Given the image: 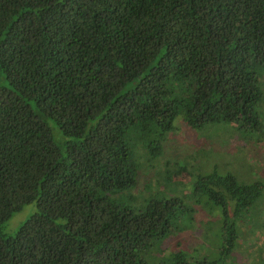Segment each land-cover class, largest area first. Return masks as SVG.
I'll list each match as a JSON object with an SVG mask.
<instances>
[{"label": "trees", "instance_id": "1", "mask_svg": "<svg viewBox=\"0 0 264 264\" xmlns=\"http://www.w3.org/2000/svg\"><path fill=\"white\" fill-rule=\"evenodd\" d=\"M261 104L264 0H0V264H212L168 249L193 208L137 177L177 118L245 145ZM262 190L213 170L190 196L220 208L231 250Z\"/></svg>", "mask_w": 264, "mask_h": 264}, {"label": "rangeland", "instance_id": "2", "mask_svg": "<svg viewBox=\"0 0 264 264\" xmlns=\"http://www.w3.org/2000/svg\"><path fill=\"white\" fill-rule=\"evenodd\" d=\"M260 119L261 129L244 132L243 135H246L249 141L242 145L243 142L237 138L242 133H234V128L229 123L210 124L202 129H193L177 118L175 128L167 136L163 157L152 167L147 166L139 172L138 191L145 193L146 190L150 195L154 192L152 189L157 187L160 194L165 196L180 194L186 198V204L193 208L183 218L186 221L183 229L168 240L169 250L180 248L192 261L205 260L212 264H258L256 260L262 256H259L257 251L262 249L259 245L264 242V104L260 106ZM53 135L56 141L62 140L57 130H53ZM183 158H187V168L180 178L176 173V162ZM165 161L171 162V176L169 173L170 179L166 181L168 173ZM161 170L164 171L161 172L162 176L158 182L155 175ZM213 170L220 174L231 172L240 180H259L263 184L262 193L253 205L254 209L253 206L251 208L253 211L245 212L237 220L239 225L236 224V227L240 236L231 250L226 249L227 242L220 230V208L205 204L203 199L201 203H197L190 196L196 176L209 174ZM148 182L151 186L146 188ZM33 211V205H28L15 213L3 227L4 233L13 234L18 224Z\"/></svg>", "mask_w": 264, "mask_h": 264}]
</instances>
